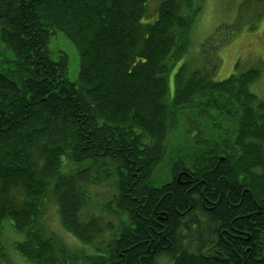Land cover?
I'll return each mask as SVG.
<instances>
[{"label":"trees","instance_id":"trees-1","mask_svg":"<svg viewBox=\"0 0 264 264\" xmlns=\"http://www.w3.org/2000/svg\"><path fill=\"white\" fill-rule=\"evenodd\" d=\"M149 1L0 0V264H11L6 218L22 233L13 249L32 264H228L208 262L188 239L192 224L201 232L202 209L177 179L201 181L223 154L229 166L220 168L239 170L264 199V101L254 109L249 91L261 70L219 81L180 60L171 91V64L189 51L203 0H156L151 16ZM57 32L77 50L76 81L67 54L49 46ZM247 136L262 138L261 148ZM169 137L170 177L152 184ZM215 176L206 179L217 191ZM110 179L111 209L87 215L89 188ZM50 204L79 244L48 228ZM243 255L264 264V254Z\"/></svg>","mask_w":264,"mask_h":264},{"label":"rangeland","instance_id":"rangeland-1","mask_svg":"<svg viewBox=\"0 0 264 264\" xmlns=\"http://www.w3.org/2000/svg\"><path fill=\"white\" fill-rule=\"evenodd\" d=\"M147 6V14H153L156 0H150ZM256 21L255 26H253ZM191 46L189 51L176 59L171 64L169 72V86L172 91L174 72L178 68L180 60L187 64L188 71L202 69L212 78L219 81L228 77L231 73L242 72L251 67L261 70L257 79L249 84V91L255 102L251 105L258 110L259 101H264V0H203L202 9L196 19L192 30ZM205 43L203 46L202 44ZM49 46L52 51L63 50L68 57L66 75L70 80L76 81L79 67V57L74 45L61 33L57 32L50 39ZM212 47V48H211ZM210 51V52H209ZM209 52L208 54H206ZM203 53L205 56H203ZM214 58V67L207 63V56ZM211 55V56H210ZM55 56V53H52ZM172 62V61H171ZM257 101V102H256ZM245 142L250 146L261 148L259 142L262 138L245 137ZM172 137L167 144L168 154L157 164L152 175V184H161L170 177L172 158ZM88 200V214H106L112 206V194L115 191L113 180L97 186H91ZM115 194V193H114ZM103 205L108 208L102 211ZM48 228L60 233L70 243H80L72 234L67 232L60 224L57 209L53 204L48 205L45 213ZM112 220L113 225L117 221L108 216L105 221ZM2 238L6 251L9 253L11 264H32L26 261L14 249V241L22 237V233L15 231L10 219L4 220ZM10 223V225H9ZM9 225V226H8ZM88 248V247H87ZM163 264V263H161Z\"/></svg>","mask_w":264,"mask_h":264},{"label":"flooded vegetation","instance_id":"flooded-vegetation-1","mask_svg":"<svg viewBox=\"0 0 264 264\" xmlns=\"http://www.w3.org/2000/svg\"><path fill=\"white\" fill-rule=\"evenodd\" d=\"M216 158L213 161H208L206 165L209 167L202 172L201 181H199L202 185L199 197L195 194L196 189L199 188V182L192 178L194 174L191 180L184 181V179H180L181 177L177 179L180 183L187 185L186 197L189 194L195 202L194 206L199 202L202 209L199 214L201 232L193 235L192 228L195 226L193 224L190 229L184 231L190 242H192L193 237L196 238L195 242L201 246V253L208 262L216 261L228 264L241 262L244 264L243 253L247 257L251 255L254 259L257 258L258 252L260 255L264 254V199H260L259 202L250 187L242 185L244 177L238 169L240 174L236 171L233 173L232 170L220 168L226 164L229 166V161L225 155L220 154ZM182 171L179 170L176 173V178L177 174L182 173ZM208 173L216 175L217 191L208 183L206 179ZM159 202L160 199L156 204L158 205ZM194 202L187 203L188 208H191ZM240 207H243L246 212L242 213ZM154 214L155 210L150 214L152 219ZM157 217L159 216L157 215ZM186 219L188 221L192 219V212ZM153 221L155 220L153 219ZM152 229L155 230V235L154 233V237L150 235L151 241L155 240L156 233L164 234L165 232V227L162 230Z\"/></svg>","mask_w":264,"mask_h":264}]
</instances>
